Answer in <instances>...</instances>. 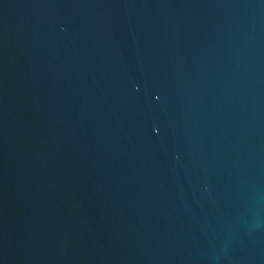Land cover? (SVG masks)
<instances>
[{
  "label": "water",
  "instance_id": "95a60500",
  "mask_svg": "<svg viewBox=\"0 0 264 264\" xmlns=\"http://www.w3.org/2000/svg\"><path fill=\"white\" fill-rule=\"evenodd\" d=\"M95 264H264V0H45Z\"/></svg>",
  "mask_w": 264,
  "mask_h": 264
}]
</instances>
